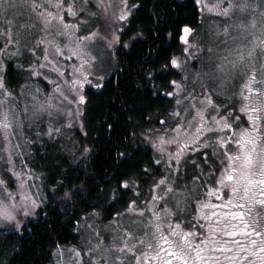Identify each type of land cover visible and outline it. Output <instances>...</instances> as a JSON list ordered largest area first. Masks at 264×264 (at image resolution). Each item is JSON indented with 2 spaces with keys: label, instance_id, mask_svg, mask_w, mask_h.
I'll list each match as a JSON object with an SVG mask.
<instances>
[{
  "label": "snow or ice",
  "instance_id": "obj_1",
  "mask_svg": "<svg viewBox=\"0 0 264 264\" xmlns=\"http://www.w3.org/2000/svg\"><path fill=\"white\" fill-rule=\"evenodd\" d=\"M161 3L0 0V264H14L28 218L47 215L40 177L12 144L23 121L35 125L31 148L54 154L51 195L63 190L60 203L90 209H76L82 240L67 250L70 264H264V0H216L206 26L194 0L197 27ZM123 56L133 57L124 72L136 91L166 103L112 140L128 104L113 85L98 124L110 163L97 179L85 163L94 155L86 93L104 87ZM34 78L44 88H32ZM54 243L53 264H63Z\"/></svg>",
  "mask_w": 264,
  "mask_h": 264
},
{
  "label": "trees",
  "instance_id": "obj_2",
  "mask_svg": "<svg viewBox=\"0 0 264 264\" xmlns=\"http://www.w3.org/2000/svg\"><path fill=\"white\" fill-rule=\"evenodd\" d=\"M151 3L152 0H148L149 7ZM165 4L167 5V8H164L166 16H176L179 19L187 18L193 27L200 26V11L197 6L194 7V0H162L161 6L163 7ZM146 16V11L142 9L138 14V19L134 22V27L141 24L146 19ZM129 35H131V32ZM173 47H175V44H173ZM143 48L144 51H148L147 42H144ZM119 59L123 62L116 65L115 71L106 79L105 86L100 88L96 94H93L91 91L86 93L90 99L88 101L89 110L86 117L88 121L86 129L88 131V140L85 143L90 144L94 155L92 159L85 163L90 164L99 173L97 179L104 175V170L110 163L108 148L111 140L108 139L109 134L104 128L99 127L98 124L103 118H106L105 108L110 102L109 98L113 95V85L117 81L121 83V87L126 94L124 98L127 99L128 104L127 107L120 110L122 115L119 116L118 131L111 134L112 140L120 139L122 135L131 133L133 131L132 125L140 121L142 116H148L150 111L156 112L162 104L166 103V101L151 97L150 94L136 91V82L129 79L124 72L125 69L131 68L133 57L123 56L119 57ZM129 117H131L132 123L126 124L125 122ZM108 122L112 123L113 121L109 119ZM142 127H149V125L143 124ZM125 128L126 133L124 131ZM112 155H115V152ZM45 174L43 176L44 196L49 197L48 208L46 209L47 215L42 212L39 216L29 219L26 227L31 231L19 234L23 236L22 240L19 239V235L15 237L20 247L17 248L18 255L15 257L14 264H51L52 255L49 249L55 248L56 244L54 242H58L60 245L74 243L76 239L74 234L76 219L83 215V211H90L84 204L69 202L65 205L60 203L58 198L62 196L63 190L56 192L55 195H51L53 191L52 185L56 183L59 177L52 175L47 170ZM72 175H77V173H73ZM72 183L79 185L81 181L74 180ZM89 202H91L90 198ZM122 207L123 205L117 208L121 209ZM77 208L83 211H76ZM3 236L0 233V237Z\"/></svg>",
  "mask_w": 264,
  "mask_h": 264
},
{
  "label": "rangeland",
  "instance_id": "obj_3",
  "mask_svg": "<svg viewBox=\"0 0 264 264\" xmlns=\"http://www.w3.org/2000/svg\"><path fill=\"white\" fill-rule=\"evenodd\" d=\"M203 3L205 5V9H204V13H203V19H204V25L206 26L209 22H211L215 18L213 13L208 11V9L211 8L216 3V0H203ZM197 8L200 11L199 6H197ZM199 19L201 21V12H200V15H199ZM105 68L107 69L108 66L106 65ZM115 69H116V66L114 68H112L111 71H108L106 73L105 80L115 71ZM46 83L47 82L42 81V79L34 78L31 87L35 88V87L39 86L41 88H44V85ZM237 88H239V82H237ZM48 90H50V88H46L45 89V91H48ZM91 92L93 94H96V93L99 92V89L93 88V89H91ZM26 102L27 101L24 98H21V100L19 101V107L22 109ZM239 103H240L239 98H237V106H239ZM45 121H46V118H45ZM244 121L246 122V117H244ZM44 126L45 125H41V127H44ZM34 128H35L34 124L31 126V129H30L29 122L28 121H23L21 127L18 128L17 132H16V137H19V139L17 140L16 137H13L12 144H16V143H20L21 144V146L23 148V151L29 157L30 166L35 170L36 175L40 177V179H38V180H36L34 182L39 188H41V190H42L41 194L44 195L43 176L46 175L45 174L46 170L51 172L50 171L51 163H52V161H53V159L55 157H54V154L49 153V154H47V158L42 159L41 157H44L45 153L44 152H39L38 153L36 151V148H39V143L38 142H36V148H31V145L28 143V141L29 140H33V138L35 137ZM21 132L23 133V135H21ZM75 135H77V136L82 135L79 132L78 127H77V129L75 131ZM30 148H31V151H29ZM32 157H35L34 162L31 160ZM17 167L19 168V161H17ZM144 187H147V185H145ZM141 199H143V197H141ZM211 202L212 203H218L219 201H217L213 197ZM121 205L122 204H120V205L116 204L113 207L109 208L104 213V219L107 220L108 218H110L111 213L114 212L116 209H119L117 207H119ZM110 210H112V211H110ZM33 218L34 217H29L28 220L29 219H33ZM75 228H76V226H75ZM0 233L2 235H6L5 232L2 229H0ZM74 234L76 236V239H75L74 243L67 244V245H62L65 248L63 264H70V261H69L70 253L67 250L71 249L73 245H78L81 242V240H82V236L77 234L76 231H74ZM51 255H52L51 256V264H53V261H57L59 258L58 257H53L52 252H51Z\"/></svg>",
  "mask_w": 264,
  "mask_h": 264
}]
</instances>
